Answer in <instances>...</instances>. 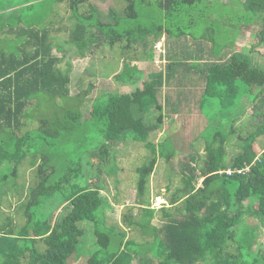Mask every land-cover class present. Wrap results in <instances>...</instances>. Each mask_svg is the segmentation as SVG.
<instances>
[{"label":"trees","instance_id":"1","mask_svg":"<svg viewBox=\"0 0 264 264\" xmlns=\"http://www.w3.org/2000/svg\"><path fill=\"white\" fill-rule=\"evenodd\" d=\"M83 1L67 5L76 18L68 40L77 48L104 43L110 51L122 43L121 70L104 66V77L140 85L104 89L102 101H90L94 135L76 139L70 157L67 147L62 156L47 155L34 140L68 142L83 111L59 107L25 131L23 119L39 93L69 98V69L59 66L68 52L54 53L49 30L36 21L26 23L16 51L0 49V264H71L79 252L81 264H264V0H221L219 13L207 0H123V17L113 13V23L95 24L94 12L78 13ZM139 4L157 6L162 17L140 19ZM121 19L134 23L119 27ZM193 25L200 29L188 38ZM248 29L250 45L233 50ZM162 33V63L155 66L149 51ZM133 59L146 64L139 68ZM250 106L249 121L237 124ZM167 120L178 128L149 139ZM200 139L203 153L194 150ZM126 140L143 143L147 154L135 167L136 206L117 226L106 222L104 188L109 177L120 181L117 153ZM229 144L237 149L232 157ZM159 159L165 189L175 176L179 182L154 208L145 195Z\"/></svg>","mask_w":264,"mask_h":264},{"label":"rangeland","instance_id":"2","mask_svg":"<svg viewBox=\"0 0 264 264\" xmlns=\"http://www.w3.org/2000/svg\"><path fill=\"white\" fill-rule=\"evenodd\" d=\"M111 3L109 5L106 4H96V5H84L81 4L82 7L79 8L80 15L85 16L84 14L89 13L90 8L92 6H95L96 13L93 17H90L89 22L95 24V21L99 20L101 22L105 23H112L114 22L113 13H116L118 16L123 17L124 11L123 6L125 3H123V0H111ZM63 4L58 5V8L60 6L61 8H66V3L62 2ZM210 5H207L206 7L208 9H214L219 13V10L222 9V5L216 1L213 0L209 3ZM84 5V6H83ZM47 5H35L34 8L35 11H31L30 14H34L36 17H44L46 10L44 8ZM220 8V9H219ZM64 9L60 10L63 11ZM58 11L59 16L61 17V14H64L63 12L60 13ZM138 11L141 15L142 20L148 19L151 17H155L156 15H159V18L162 17L161 13L162 11L158 9L157 6H150V5H138ZM236 16V15H234ZM197 17V15H196ZM158 18H155V20ZM123 21L120 22L119 27L129 26L134 23V20L131 19H121ZM231 23H234L236 26L237 18L232 17L229 19ZM199 28V26H190L186 29V33L188 34L187 37L189 38V35H191V32H196ZM107 31V30H106ZM251 32V29L245 30L244 34H238L234 43V46H232V49L235 50L236 48H242V47H248L252 41V37L249 35ZM55 34L51 35L52 41L54 43H58L59 47L61 45V41L64 38L62 35V31H55ZM248 33V34H247ZM73 43V42H71ZM73 45L70 44V48ZM123 44L118 42V44L115 45L113 50H109L107 46H104V43L101 45H98L93 47H87L86 46H80L77 50L68 52V57L65 58L64 61L61 62V66H64L66 60L72 65L70 68V78L71 83L69 85L70 87V96L66 99H61L57 97L54 100L49 99L46 94L39 93L36 97V100L34 101V105L29 106V108H26L25 114L29 111V119L26 117L23 120H29L28 126L24 128L25 130L28 129H35L34 127L37 125V118L38 117H46L50 118L55 111H59V107L62 106H70L71 108H77L79 107L83 113V118H81L80 125H78V128L75 133L70 134V138L68 142H64L61 146L60 144L54 145L53 143H45L41 140V138H37L34 140L36 144H38L42 149L43 152H45L47 155H51L55 150L58 151L60 156H62L63 152H65L64 148L67 147L68 153L70 156L74 154L75 150V144L78 142L77 140H81L84 138H88L95 133V127L91 124V119L89 116V109H90V101L91 105L92 102H94L95 98L102 101L104 98V89H121L124 91L132 90L136 85L139 87L140 83H137L136 85H133L135 83L127 84L126 86L121 85V80H119L118 77H116L114 73H111L110 76L107 78L104 77V66L105 69L110 71V69L115 66V73H118L121 70V67L123 65L122 59L119 58V49H122ZM125 46V45H124ZM62 47H64L62 45ZM65 48H67L65 46ZM263 49L262 47H259ZM73 48H71L72 50ZM85 49V50H84ZM150 54H153L154 62L153 64L156 66H159L162 61L159 60V54L164 52L162 43H157L151 51H149ZM118 53V54H117ZM133 61H136V66L141 68L146 64V61L142 59H133ZM131 62V63H132ZM69 66V65H68ZM144 73V72H143ZM91 86L89 89L88 86ZM85 92L84 90H87ZM85 93H83V92ZM87 93V94H86ZM65 104V105H64ZM252 107L250 108L242 115L241 119L238 121L237 124L241 122H248L250 115L252 113ZM247 113V114H246ZM246 114V115H245ZM91 124V125H89ZM236 124V125H237ZM179 123H171L169 120H167V123L163 130L161 132H158L157 134L151 136L149 139L152 141H157L161 139L162 136H164L166 133L173 132L178 128ZM81 128V130L79 129ZM194 131V127L192 128ZM80 130V131H79ZM201 130V129H200ZM80 132V133H78ZM88 132L89 136L85 137L84 133ZM195 132H199V128L195 127ZM77 139V140H76ZM261 140H256L257 142ZM51 142V141H50ZM123 144V143H122ZM228 155L230 157L233 156V154L237 151L236 148L233 147L232 144L227 145ZM64 147V148H61ZM199 153H203V141L200 139V142L196 144V148L194 149ZM193 150V151H194ZM117 153V160L118 165L121 167V170L118 171V177L119 182L113 181L109 177L106 182V186L104 188V197H105V214H106V222L114 223L117 226H120V214L124 211H126L128 208L135 205V199L136 196V172L135 167L139 164H141L146 158L145 155L147 154L146 149L143 147V143L141 142H134L132 140H126V145L122 146L120 145V149H118ZM66 153V152H65ZM145 158V159H144ZM181 158V154H176L175 160ZM63 158H61L62 160ZM61 160L55 159L53 161V158L50 159L51 162H61ZM159 163L157 164L153 174L150 177L147 194L145 195V198L148 199L150 202V207L158 208L161 206L162 203H166V196L170 194L171 190L178 184L179 179L178 176H175L172 179L171 182V188L170 190H166L165 186L169 183L167 171H165V162L161 159L158 160ZM21 181H25V184L27 183V178L29 177L28 172V163H26L23 168H21ZM133 212L136 211V207L132 210ZM157 216V215H156ZM152 219V223L159 224L157 218ZM128 236H133L135 238H139L138 232L134 231H127ZM84 261V254L83 252H79L76 259L72 261L71 264H81Z\"/></svg>","mask_w":264,"mask_h":264},{"label":"crops","instance_id":"3","mask_svg":"<svg viewBox=\"0 0 264 264\" xmlns=\"http://www.w3.org/2000/svg\"><path fill=\"white\" fill-rule=\"evenodd\" d=\"M110 1L111 0H84L83 4L84 5L85 4L86 5H96V4L109 5L111 3ZM203 1H206V0H203ZM207 1L212 2L213 0H207ZM216 1L219 2L221 0H216ZM62 2L66 3V8L60 9V6L58 8V5L63 4ZM70 2L74 3V0H0V49L7 50V51H16L17 45H20L23 42L25 43V40H24L25 37L21 35V32L25 31L23 28L26 26V23L30 21H36L41 27H44L49 30L50 36L55 34L54 33L55 31H62V35L64 36V38L62 39L61 44L64 47H59L58 43H54L52 41L54 44L52 51L54 53L59 55L64 51L70 52V51L77 50L78 48L75 46V43H71V41H69L67 38L69 31L76 24L75 14L67 6L69 5ZM42 4L47 5L44 8V10H46V12H44L45 13L44 17L40 18V17L34 16V14L32 15L30 14L32 10L35 11V9L38 8V7L34 8L35 5H42ZM62 9L64 10L60 11ZM58 11H60V13L63 12L64 14H61V17H60ZM91 12H94V13L97 12L95 9V6H92L90 8L89 13H86L84 15H90ZM78 13L81 14L79 11ZM163 39H164V33H162V37L155 43V45L157 43H163ZM70 44L73 45L71 47L73 48L72 50L70 48ZM65 46L67 48H65ZM79 46L87 47L88 45L85 44L84 42H80ZM67 62L68 61L66 60V62H64L65 63L64 66H61V63L59 64V66L61 68H66L68 66ZM135 62L136 61H133L132 64H136ZM71 67L72 65L69 63V66L66 69H69L70 71ZM34 101L35 100L32 101V104H34Z\"/></svg>","mask_w":264,"mask_h":264},{"label":"built area","instance_id":"4","mask_svg":"<svg viewBox=\"0 0 264 264\" xmlns=\"http://www.w3.org/2000/svg\"><path fill=\"white\" fill-rule=\"evenodd\" d=\"M227 171H228V172H230V170H229V169H228ZM241 171H242L241 169H238V170H237V172H241Z\"/></svg>","mask_w":264,"mask_h":264}]
</instances>
